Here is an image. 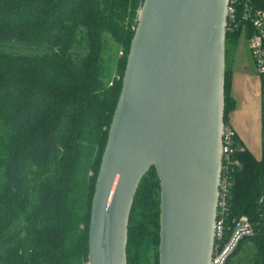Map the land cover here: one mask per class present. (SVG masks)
Returning <instances> with one entry per match:
<instances>
[{
  "label": "trees",
  "instance_id": "obj_1",
  "mask_svg": "<svg viewBox=\"0 0 264 264\" xmlns=\"http://www.w3.org/2000/svg\"><path fill=\"white\" fill-rule=\"evenodd\" d=\"M143 1L0 0V264H89L96 181ZM240 37L227 32L228 123ZM260 95L261 155L236 131L242 167L227 222L246 215L254 232L225 264L246 242L255 251L238 264H264V75ZM160 200L152 167L130 215L128 264H160Z\"/></svg>",
  "mask_w": 264,
  "mask_h": 264
},
{
  "label": "water",
  "instance_id": "obj_2",
  "mask_svg": "<svg viewBox=\"0 0 264 264\" xmlns=\"http://www.w3.org/2000/svg\"><path fill=\"white\" fill-rule=\"evenodd\" d=\"M230 0H144L109 130L89 227V264H128L130 215L154 167L160 264L214 261Z\"/></svg>",
  "mask_w": 264,
  "mask_h": 264
},
{
  "label": "built area",
  "instance_id": "obj_3",
  "mask_svg": "<svg viewBox=\"0 0 264 264\" xmlns=\"http://www.w3.org/2000/svg\"><path fill=\"white\" fill-rule=\"evenodd\" d=\"M227 32H241L251 53L257 72L264 75V9L259 8L254 0H230L227 10ZM124 53L121 52L120 55ZM239 149L237 132L231 123L225 122L222 131V165L219 180L218 213L215 224V245L213 258L220 261L235 236L244 231L245 236L254 232V226L248 216L234 219L228 225L229 196L234 185L235 174L241 169L242 162L236 157ZM232 236L227 240L228 233ZM227 260V259H226ZM223 260L221 264H225Z\"/></svg>",
  "mask_w": 264,
  "mask_h": 264
},
{
  "label": "rangeland",
  "instance_id": "obj_4",
  "mask_svg": "<svg viewBox=\"0 0 264 264\" xmlns=\"http://www.w3.org/2000/svg\"><path fill=\"white\" fill-rule=\"evenodd\" d=\"M235 57H236V63L233 68L232 85H233L234 77H235L236 84H237V89H236L235 94L237 98L239 99V107L242 106L243 90H245L246 85H248V90L250 92L249 93L250 101L245 109L246 111L245 119L247 118V123L246 122L244 123H245L246 130H247V138L250 140V143L253 148L259 147L256 149L258 152H260L261 144H262L261 142L262 117H261L260 74L257 72V69L254 65L251 53L246 43L245 35H241L239 39V45H238V49H237ZM113 73L115 74L118 73L117 68L114 69ZM253 148L251 149L254 151ZM254 251H255L254 245L251 242H246L244 245V251H242L240 255L236 257V261L234 264H238L239 262L238 259H242L245 261L246 255L251 254Z\"/></svg>",
  "mask_w": 264,
  "mask_h": 264
},
{
  "label": "crops",
  "instance_id": "obj_5",
  "mask_svg": "<svg viewBox=\"0 0 264 264\" xmlns=\"http://www.w3.org/2000/svg\"><path fill=\"white\" fill-rule=\"evenodd\" d=\"M235 63H236V57H235V60H234V64H233V68L235 66ZM236 89H237V84H236V80H235V77H234V82H233V85H232V89H231V93H232V96L234 97V99L236 100V108L234 111H232L230 113V117H229V121L231 122V124L234 126V128L236 129V131L238 132V135H239V140L242 142L243 146H246L248 147L249 149L253 148L251 143H250V140L247 138V130H246V126H245V123H247V118L245 119V109L247 107V105L249 104V101H250V96H249V90H248V85H246V88L245 90H243V94H242V106L239 107V99L237 98L235 92H236ZM249 107V106H248ZM242 110V111H240ZM240 112V113H239ZM244 112V114H243ZM242 146V147H243ZM256 148H259V147H254V154L256 156H260L261 155V151L258 152Z\"/></svg>",
  "mask_w": 264,
  "mask_h": 264
},
{
  "label": "flooded vegetation",
  "instance_id": "obj_6",
  "mask_svg": "<svg viewBox=\"0 0 264 264\" xmlns=\"http://www.w3.org/2000/svg\"><path fill=\"white\" fill-rule=\"evenodd\" d=\"M239 45V44H238ZM238 49V48H237Z\"/></svg>",
  "mask_w": 264,
  "mask_h": 264
}]
</instances>
